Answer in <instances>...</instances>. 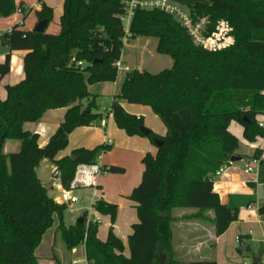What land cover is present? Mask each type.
<instances>
[{
	"label": "trees",
	"instance_id": "16d2710c",
	"mask_svg": "<svg viewBox=\"0 0 264 264\" xmlns=\"http://www.w3.org/2000/svg\"><path fill=\"white\" fill-rule=\"evenodd\" d=\"M128 1L63 0L56 34L47 33L53 10L43 4L34 14L36 26L47 22L43 33H36V26L19 28L15 22L12 32L1 37L10 53L22 51L25 56L23 79L6 86L5 99L0 98V264H37L36 252L52 228L67 255L82 244L88 264H215L177 259L175 210H195L186 219L208 220L216 237L238 220V210L221 203L214 181L217 172L239 156V140L229 131L232 122L243 127L249 144L264 139V128L257 121L259 115L264 117V0H205L207 4L189 10L192 16L208 17L210 31L221 20L228 23L234 44L215 52L197 46L169 15L136 11L130 39L156 40V53L169 57L172 66L156 74L128 71L112 107L100 112L97 96L89 93L88 86L118 80L116 64L122 59L124 37L121 18ZM18 9L25 23L30 9L16 0H0L1 19L16 15ZM10 55L0 63V81L11 71ZM124 103L151 108L165 125L166 136L152 131L142 134L143 119L128 114ZM58 109H67L64 121L40 147L38 134L25 131L24 125ZM110 115L129 137L161 141L155 157L143 158L141 182L129 196L138 218L128 239L129 256L112 227L103 241L98 237L99 226L87 228L85 219L66 226L67 206L54 201L37 175L41 161L47 160L61 170V186L69 189L76 168L96 163L109 149L76 150L75 161L71 156L56 160L58 154L68 147L73 131L94 126ZM13 140L20 142V150L6 154L5 144ZM262 154L255 150L252 159L259 161ZM108 172L125 173L119 167H109ZM95 209L115 223L117 205L99 199ZM208 212L212 217H207ZM258 212L264 215V195ZM161 256H166L165 262Z\"/></svg>",
	"mask_w": 264,
	"mask_h": 264
},
{
	"label": "crops",
	"instance_id": "0c3cea01",
	"mask_svg": "<svg viewBox=\"0 0 264 264\" xmlns=\"http://www.w3.org/2000/svg\"><path fill=\"white\" fill-rule=\"evenodd\" d=\"M169 1L179 6L188 4L190 6L188 10L192 9L197 4H201L199 1L204 2V4H207L205 0ZM55 2H57V0H16V4H23L26 9L31 10V13L25 20L24 29L31 30L36 26L37 21L34 14L35 12L41 11V8L43 7L42 5L45 4L53 10V18L55 12H57L58 15V18L55 20V31L49 32L50 27H48L47 33H58V24L63 14V0L57 3ZM19 18L21 17L15 15L7 19L0 18V32L7 31L10 27L13 26L15 22H17L16 20H18ZM0 40L2 39L0 38ZM131 41L132 43L129 47L136 50H140L142 53H149L153 55V51H156L157 49L158 43L155 42L153 45V39L140 38ZM3 42L4 41H2V44ZM7 54H11V71L9 75L3 79L6 82L4 87L16 85L17 80H19L20 82L24 77L23 58L25 56V52H8L4 55L3 58L0 57V63L4 62L5 56ZM153 59L154 61L159 60V58H156V56H153ZM120 63L121 69L124 64H127L126 61H124L123 59H121ZM170 63L172 66V62ZM137 70L143 71L142 63L140 64V67ZM12 72H15L16 74L15 81L8 80V77L12 74ZM103 84L108 85L109 83H101V85ZM111 84H113V87L109 89V94L114 97L118 92V84L117 82ZM1 92L2 90L0 88V98L4 100L6 96V91H3L4 95H2ZM94 96L98 95L96 94ZM123 107L128 114L142 118L143 123L145 124L144 127H147L154 134L162 138L166 136L165 125H163V123L158 120L159 118L152 112L151 108L141 105H129L126 103L123 104ZM66 111L67 109L48 111L47 113H45V115L39 122H30L25 124L24 130L30 132V134H38V144L40 147H44L48 143L50 137L55 133L58 126L64 121ZM56 117H58V119ZM257 121L259 122V124L261 123L264 128V117L259 115ZM229 131L239 140L240 145L238 154L239 157L242 158V161L237 163H230L227 166L224 173L220 175V177H217L215 179L214 191L217 192L220 201L223 205H226L231 209L238 210V220L231 223L227 231L223 235H221L220 237H216L213 233L212 226L208 220L186 219L188 216L196 214L195 210H193V212L191 213L181 212L178 216H175L176 218H178V221L175 222L176 224H178L176 234H181L182 236L189 237V229L192 228V226L194 225L200 226L197 235H200L205 238V240H203L201 244H208L207 247L209 248L208 254L202 253L201 257L203 258H201L200 260L212 261L215 262V264H240V260L238 257L240 254L238 252V249H236V246H238L239 244L240 247H242L243 245L247 246L246 252L250 254L251 259H261L260 264H264V215H260L258 212V208L262 202L264 195V139H257L254 144H249L243 138V127L234 122L230 124ZM6 144L4 152L6 154L11 153L6 150ZM20 146H18L16 152H19ZM97 147H108L109 149L106 152H102L103 154H101L98 158L104 167H119L124 169L125 172L122 174L111 173L112 175H115L114 177H112L118 179L117 181L120 185L117 193L118 195H115L110 191L106 179L102 177L99 178L98 193H100V199H103L109 204L117 205L118 213L116 221L113 225L112 223H109V226L113 228L114 234L123 241L126 248L125 255L129 256L128 239L129 236L132 234L133 225L138 223L136 205L135 203L129 200V196L131 195L132 191L135 190L134 188H136L141 182L142 175L144 173V164L142 163L143 158L146 155H151L152 157H155L158 151V146L152 141H150L148 138L139 136L129 137L123 130H120L116 126L114 120L112 119V116L110 115L108 119H105V126L102 125L101 121L100 123H97L94 126L78 128L73 131L69 137L68 147L66 148V150L58 154L56 160H60L64 157H70L73 155L72 153L74 151L79 149L93 150ZM247 148H249L250 151H247ZM255 150H261L263 152L259 164H255L254 159H252V155L254 154ZM119 152H127L129 154V157L134 160L136 170L133 171V175L130 179L122 178L126 177L125 175L130 169L127 167L128 161H116L115 155ZM137 165L141 166V168L137 167ZM247 167H252L254 171L249 174L245 173ZM56 169L57 168L52 165L51 173L56 171ZM50 179H52V177ZM51 186H53L52 188L56 187L61 191L63 190L59 179L54 181ZM91 195L92 194H90V196ZM54 201L56 203L59 202V200ZM81 208L87 207H79L76 208V210H79ZM206 215L207 217H212L210 212H208ZM98 237L100 240L104 241L107 236L105 237V239L100 237L98 230ZM182 241L180 244L181 246L178 247V244L174 245L173 238V245L175 247L177 259L187 262L189 261L191 252L189 251L185 242ZM49 247L50 246H47L48 251ZM75 249H73L71 252L74 253ZM44 250L45 247L42 251ZM71 254L67 255L66 252L60 251L57 254L53 253L49 256L42 254L44 255V257L36 255L37 264H56L54 258H58L62 261V264H64V257L69 258ZM163 257H165L166 261V256H161V259ZM244 264H248V262H244Z\"/></svg>",
	"mask_w": 264,
	"mask_h": 264
},
{
	"label": "rangeland",
	"instance_id": "374dc122",
	"mask_svg": "<svg viewBox=\"0 0 264 264\" xmlns=\"http://www.w3.org/2000/svg\"><path fill=\"white\" fill-rule=\"evenodd\" d=\"M57 2H61V0H57ZM55 2V3H57ZM201 4H204V2L199 1ZM183 7V9L188 10L190 8V6L187 4L181 6ZM58 18L57 12L54 13V20L53 22L50 23V28H49V32H54V28H55V20ZM132 43V41H130ZM153 45L155 42H157L156 40L153 39ZM130 43V44H131ZM129 44V46H130ZM125 47L123 52H122V59L124 61H126L127 64H124L122 69L120 70V74L117 80V84H118V88L117 91H119V86L121 81L123 80L124 76L126 75V73L130 70H135L138 69L140 67V64L142 63L143 66V70L148 71L150 73L156 74L159 73L163 70L166 69H170L171 68V63L172 60L167 57V56H162V55H157L156 51H153V55L149 54V53H142L140 50H136L133 49L131 47ZM10 52L9 48L7 46H4L2 44V40H0V57H4V55L6 53ZM14 52H20V51H14ZM19 54V53H17ZM20 56V55H19ZM153 56L156 58H159V60H155L153 59ZM21 59V57H20ZM9 75V74H8ZM7 75V76H8ZM15 72H12V74L8 77V80L11 81H15ZM19 80H17L16 83H18ZM6 84L5 80H1L0 81V88L2 90L1 94H3V91L5 90L4 85ZM113 87V84L109 83L108 85H90L89 86V92L92 95H98L97 96V104L99 106V110L100 112H104L107 109H110L111 106V102L113 97L109 94V89ZM58 119V117H56ZM160 121V119H158ZM161 122V121H160ZM147 128V127H146ZM148 129V128H147ZM18 146H20V142L18 141H7L6 144V150L11 152V153H15L18 148ZM247 151H250L249 148H247ZM108 153V152H107ZM103 154V153H101ZM128 156V157H127ZM115 159L116 161H120V160H126L128 161V165L127 167L130 169L128 170L127 174L125 175L126 177H122V178H126V179H130L131 176L133 175V171L136 170L135 168V163L134 160L131 159V157H129V154L127 152H119L116 153L115 155ZM139 164V163H138ZM137 167H140L139 165H137ZM51 168L52 165L50 164L49 161L47 160H42L38 169H37V174L39 179L42 181V183L48 188L49 190V195L54 199V200H60V196H61V190H59L58 188H52L53 186H51V181L52 179H50L53 175L54 172L51 173ZM143 168V167H142ZM138 170V169H137ZM115 175H112L111 173H106V175H101L102 178H105L107 181V185L108 188H110V191L115 194L118 195V189H119V183H118V179H115L113 177ZM120 176V175H118ZM123 176V175H121ZM120 178V177H119ZM59 179V178H58ZM114 179V180H113ZM106 185V186H107ZM93 193V190L91 189H79L75 191V195L78 197L83 198V200L79 203V204H75L73 205V208H79V207H89L90 204V194ZM100 193H98L99 196ZM181 212H188L191 213L193 212V210H175L174 212V216H178ZM79 217V213H75L74 215H70L67 211L64 212V223L66 225H70L74 222H76L77 218ZM108 222V223H107ZM100 226H99V236L104 238L107 236V234L109 233V229L111 228V226H109V223L111 224V219L108 216H101V221H100ZM177 226L178 224H173V230H174V245L178 244V247L181 246V241L185 242L186 246L188 247L189 251L191 252V256L189 258V261L187 262H193V261H198L201 258V254H208V244H201L203 242V240H205V238H203L200 235H197V232L199 231L200 226H192V228H190V232L188 231V236H182L181 234H176L177 233ZM107 238V237H106ZM47 246L49 247V251L47 250ZM45 247V250H43V248ZM236 249H239L240 246L238 244V246H236ZM60 251H64L65 252V246L64 243L62 242L59 234H57V232L55 231L54 228H52L51 230H49L46 235L44 236L43 242L41 244V246L39 247V249L36 252V255L40 256V257H44V255H51L53 253H58ZM67 253V252H66ZM237 254V252H236ZM239 262L240 264H244V262H248V264H252V260L251 256L248 252L243 253L241 256L239 255ZM64 264H87V261L85 260V256H84V246L81 244L79 245L74 253H72L70 255V257L63 259Z\"/></svg>",
	"mask_w": 264,
	"mask_h": 264
},
{
	"label": "built area",
	"instance_id": "2783aa9c",
	"mask_svg": "<svg viewBox=\"0 0 264 264\" xmlns=\"http://www.w3.org/2000/svg\"><path fill=\"white\" fill-rule=\"evenodd\" d=\"M125 14L121 18L124 27V37L122 39L123 50L128 47L131 43L129 26L131 20L133 19L135 12L138 10H158L163 12L170 17L174 18L183 29L188 33L193 42L197 46L203 49L215 52L220 51L232 46L234 44V38L230 35V27L228 23L221 20L216 29L210 31V21L206 16L195 17L192 16L189 10L183 9V7L170 2L169 0H129L125 5ZM21 9H18L15 16H22ZM16 25L19 28H23L25 23L24 20L19 18L16 20ZM12 32L10 27L7 31L0 32V38L5 33ZM116 67L118 71L121 70V63H117ZM102 125L105 126V120L102 121ZM259 127H263L259 124ZM260 160H254L255 164H259ZM227 166L220 169L215 175V179L220 177L226 170ZM109 168L104 167L101 162L98 161L94 164L86 165L81 164L76 168L74 178L70 184V188L67 190H62L60 200L57 204L66 205L67 212L70 215L79 213L80 216L83 215L86 220V227L88 228L91 224L100 226L101 215L95 209V203L100 199L98 196L99 189V178L108 172ZM254 169L252 167H247L245 173H252ZM79 189H91L93 193L90 198V206L87 208H81L76 210L73 205L79 204L83 198L75 195V191ZM86 235L84 237V242L86 241ZM88 264V263H87ZM92 264V263H91Z\"/></svg>",
	"mask_w": 264,
	"mask_h": 264
},
{
	"label": "water",
	"instance_id": "95a60500",
	"mask_svg": "<svg viewBox=\"0 0 264 264\" xmlns=\"http://www.w3.org/2000/svg\"><path fill=\"white\" fill-rule=\"evenodd\" d=\"M46 25H47V22H46V21H42V22H40V23L35 27V32H36V33H43L44 30H45ZM3 45H4V46H7V42L4 41V42H3ZM140 131L142 132V134L147 135V134L149 133L150 130L143 126V127H141ZM155 144L159 147V146L161 145V141H156ZM71 158H72L73 161L76 160V158H75L74 156H71ZM240 161H242V158H241V157H239V156H233V157L231 158L230 163H237V162H240ZM60 171H61V170H59L58 168L56 169V171H54V173H53V175H52V181H51V184H53L54 181H56V180L59 178V173H60ZM83 219H84V216L81 215V216L76 220V223H77V224H82V222L84 221ZM246 250H247V246H246V245H243L242 247H240V248L238 249V252H240V253H245ZM162 259H163V262H164V261H165V257H163ZM260 260H261V259L253 258V260H252V264H260V263H261Z\"/></svg>",
	"mask_w": 264,
	"mask_h": 264
}]
</instances>
